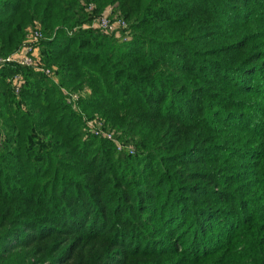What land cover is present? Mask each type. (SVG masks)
Wrapping results in <instances>:
<instances>
[{
  "label": "trees",
  "instance_id": "1",
  "mask_svg": "<svg viewBox=\"0 0 264 264\" xmlns=\"http://www.w3.org/2000/svg\"><path fill=\"white\" fill-rule=\"evenodd\" d=\"M233 1L0 0V58L44 36L37 67L0 70V264H173L160 253L185 238L179 264H264L262 193L234 192L242 166L264 178V69L234 60L264 38V6ZM107 9L129 42L92 27ZM96 118L121 145L89 133Z\"/></svg>",
  "mask_w": 264,
  "mask_h": 264
},
{
  "label": "rangeland",
  "instance_id": "2",
  "mask_svg": "<svg viewBox=\"0 0 264 264\" xmlns=\"http://www.w3.org/2000/svg\"><path fill=\"white\" fill-rule=\"evenodd\" d=\"M228 1H229V3H230V1L232 3H234L233 0H228ZM258 1H260L261 5L264 6V0H257V2ZM235 3H237V2H235ZM258 5H259V3H258ZM103 18H108V19H110L112 21L115 20V19H120V18L117 17V15H114L113 17L110 18V11L107 9L99 17L96 18V20L92 24V27L98 28V25H99L100 21ZM128 29H129V25H128ZM103 33L106 34V35H109V36H111V37H113V38H115L117 40L123 41V42H129L131 40V37H132V34L130 33L129 34V36H130L129 37V40L128 41H124L123 37L119 36L116 33H110V32L109 33H106L105 31H103ZM117 33H119V32L117 31ZM261 35L264 36V29L258 31V34H257L256 37H260ZM229 53H236V51L229 52ZM249 53L253 54V57H254V60H252L251 63L257 64L258 66H260V67H262L264 69V38L259 39V40L256 39V40H254V42L249 43V45L244 46V51H242V53L239 54V56L234 57V60L235 59H238L239 57L244 59L245 56L249 55ZM39 54H40V52H39ZM248 80L251 81L252 83H255V82L258 83L257 80H254L252 78H249ZM260 90L262 92H264V86H262ZM77 97H81V96L79 94L73 93V95H71V100L72 99L77 100ZM77 110L80 111V112H82L79 109L78 106H77ZM85 123H86V128L88 129V131H89V133L91 135H93V136L95 135V136H99V137H103V138H108V135H111L112 136V140L117 139V142L120 143V145L122 144L121 143L122 142V140H121L122 135H121L120 132H117L115 130H111L110 131V129H108L106 131V133H108V135L107 134H104V131H102V129H103L104 125H105V122L104 121L96 118L94 120H92V119L91 120H88ZM128 140H126V142H128V144L126 145L127 146V148H126L127 149V153L130 156H136L137 153L139 154V150L137 149V147H135V140L132 139V138H128ZM245 163H247V162H245ZM242 167H243V172H242L241 181H244V180L247 179V182H243L242 185H244V186H240V188H235L236 190H234V192H238L241 189H245L243 192H241L238 195V197H240L241 199H247L249 197V199H251L252 198L251 195L254 194L258 190L257 193H262V196H257L256 201L260 205V206H257V207L259 209H261V206L264 205V178H263L262 174L259 172V169L258 168H256V167L253 168L251 166H247V167L246 166H242ZM188 169L189 170L190 169H196V167L190 166V167H188ZM252 169H255V170H252ZM189 177H192V176H187V178H189ZM187 178H184L183 179V183H187V184H194V183L200 184V183H202L201 180H196V181H193V182L191 181L190 182V181L187 180ZM211 182H214V178H212ZM207 183L208 182H206V184ZM231 185L234 186V187H238L237 183L236 184H231ZM210 189H214L213 186L210 187ZM187 195H189V197H192L191 193L190 194H187ZM209 199H210V197H208V193H207V200H209ZM215 205H216V203H213V201L211 203L210 202L207 203V205L204 207L206 213H208V214L209 213H215L216 212V211H214ZM244 207H246V205L241 206V208H243V210H244ZM154 219H155L154 217H150V216H146L145 217V221L148 222L149 224L143 227L144 231H142V232L147 233V236H149V237H151V235H153V234L156 237H160L159 236V234H160L159 233V231H160V229H159V223L153 222ZM210 223H212V222H210ZM209 225H211V224H209ZM252 225H257V224H252ZM215 228L217 229L218 227L215 226ZM168 229H170V227ZM171 230H172V232L171 231L170 232H167L166 235H164V239H162L163 242L162 243L161 242L159 243L165 249L168 248L169 245H171L173 239L176 237V234H177V233L173 232V229L172 228H171ZM251 231L252 230L249 229L248 231H245V233H243L242 236L245 237V242L244 243H247L248 242V240H249V237H248L249 234L248 233H250ZM262 233L263 232L261 231V234ZM242 236H241V238H242ZM159 239H161V237ZM141 242H142V240H140V238H139L138 239V242H136L137 243L136 245H138ZM184 242H186V238L182 240V243H178V239H176V243H175L176 245L174 246V250H172L171 248L170 249L168 248L164 252L160 253V254H162L161 259H164V260L165 259H171V261H173V264H179L180 261L177 262V260H173V259L175 257V254L179 255L178 252L179 253L182 252L183 246L181 247V244H183ZM154 244H157V243H154ZM129 245H131V242H129ZM241 249H243V248L241 247L237 251H240ZM129 250H130V247H129V249H126V254H129ZM176 251H178V252H176ZM128 257H130V256L128 255ZM138 259H139V262H140V258H138ZM143 260H146L147 261V262L146 261L143 262V264H160L159 263L160 261L157 262L155 260V258L153 256H151V252H146V254L143 256ZM119 261L120 260H118V264H119ZM137 261L138 260L132 259L131 261H128L126 264H133V263L140 264ZM112 264H117V263H112ZM122 264H125V261Z\"/></svg>",
  "mask_w": 264,
  "mask_h": 264
},
{
  "label": "built area",
  "instance_id": "3",
  "mask_svg": "<svg viewBox=\"0 0 264 264\" xmlns=\"http://www.w3.org/2000/svg\"><path fill=\"white\" fill-rule=\"evenodd\" d=\"M98 28H100L102 31H105L106 33L109 32L116 33L119 36L123 37L124 41L129 40L130 31L127 30L128 24L122 19L121 20L115 19L112 21L108 18H103L100 21ZM117 31L119 33H117ZM43 39H44L43 33L40 31L39 28L30 30L23 44V47L18 52L7 58H0V70L5 65H17V66L29 67V68L37 67V59L40 56L39 44ZM49 73L50 71L47 70L46 74ZM13 81L15 84L16 93H19L20 91L19 83L21 81V77L16 76ZM70 102L74 104L76 100L72 99L70 100ZM108 138L112 139V136L108 135ZM122 148H123L122 146H119L120 150Z\"/></svg>",
  "mask_w": 264,
  "mask_h": 264
}]
</instances>
